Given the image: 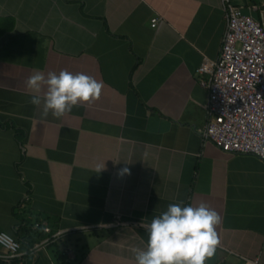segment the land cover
Instances as JSON below:
<instances>
[{
  "label": "crops",
  "instance_id": "0c3cea01",
  "mask_svg": "<svg viewBox=\"0 0 264 264\" xmlns=\"http://www.w3.org/2000/svg\"><path fill=\"white\" fill-rule=\"evenodd\" d=\"M227 1L264 26L247 8L258 0ZM224 29L221 0H0V231L24 227L35 244V229L59 230L64 256L20 244L0 264H136L145 225L181 202L221 217L206 264H264V162L200 135L195 69ZM62 69L100 81L101 95L42 118L25 81ZM115 214L123 224L110 225Z\"/></svg>",
  "mask_w": 264,
  "mask_h": 264
},
{
  "label": "built area",
  "instance_id": "2783aa9c",
  "mask_svg": "<svg viewBox=\"0 0 264 264\" xmlns=\"http://www.w3.org/2000/svg\"><path fill=\"white\" fill-rule=\"evenodd\" d=\"M225 29L215 59L202 57L195 69L199 75L198 84L206 89V113L209 115L200 135L203 140L229 154H250L264 162V26L258 20L221 0ZM249 10L264 13V0L258 5H247ZM158 20H149L153 27ZM123 224L117 214L113 215L111 226ZM38 223L33 225L34 228ZM31 245L32 249L59 238L61 231L50 232ZM0 237L4 253L0 259L9 261L20 257V245L16 238L5 231ZM66 254H70L68 251ZM242 264H260L256 259L240 257ZM22 264L20 260L17 262Z\"/></svg>",
  "mask_w": 264,
  "mask_h": 264
},
{
  "label": "clouds",
  "instance_id": "9594fccd",
  "mask_svg": "<svg viewBox=\"0 0 264 264\" xmlns=\"http://www.w3.org/2000/svg\"><path fill=\"white\" fill-rule=\"evenodd\" d=\"M25 84L34 93L29 102L35 106L42 105V118H47L49 113L59 118L74 106L94 102L100 97L103 87L92 76L66 69L47 74L34 71ZM220 223L219 213L203 202L196 206H184L183 202L170 204L166 211L145 225L148 233L146 247L133 249L135 262L206 264L221 243L217 232ZM0 240L10 243L8 237H0Z\"/></svg>",
  "mask_w": 264,
  "mask_h": 264
},
{
  "label": "trees",
  "instance_id": "16d2710c",
  "mask_svg": "<svg viewBox=\"0 0 264 264\" xmlns=\"http://www.w3.org/2000/svg\"><path fill=\"white\" fill-rule=\"evenodd\" d=\"M37 228V227H36ZM37 231V237L38 238H43L45 237V233H43L41 230H39L38 228L35 229ZM26 229H24V227H20L19 230H16L15 231V234L13 235L16 240L19 242V245L20 244H23L25 246H31L32 243L34 242L33 238L30 237L29 235H27L26 233ZM54 242V241H52ZM51 242V245L54 246V249H55V257H56V261L58 262H62L63 259H64V256L62 254V251L57 247L55 246L56 243H52ZM57 247V248H56Z\"/></svg>",
  "mask_w": 264,
  "mask_h": 264
}]
</instances>
